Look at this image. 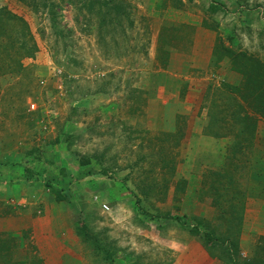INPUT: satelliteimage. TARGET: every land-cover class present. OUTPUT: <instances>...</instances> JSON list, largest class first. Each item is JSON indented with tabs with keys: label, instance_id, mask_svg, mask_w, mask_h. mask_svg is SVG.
Returning <instances> with one entry per match:
<instances>
[{
	"label": "rangeland",
	"instance_id": "obj_1",
	"mask_svg": "<svg viewBox=\"0 0 264 264\" xmlns=\"http://www.w3.org/2000/svg\"><path fill=\"white\" fill-rule=\"evenodd\" d=\"M102 1L90 13L86 0H0V152L28 150L25 166L13 163L24 168L26 187L4 195L6 208L54 222L51 237L62 245L50 246L71 251L63 264H176L189 240L202 246L189 233L193 211L206 219L201 234L212 228L216 238L238 239L236 264H264V243L250 252L239 247L232 178L208 171L214 160L202 158L201 201L185 206V148L168 130L177 90L180 98L202 99L214 122L237 107L234 117L264 119L253 111L264 98L252 101L258 88L264 96V0ZM211 43L213 64L196 68ZM237 68L253 86L244 88ZM227 71L242 78L234 90L224 86ZM184 72L189 79L176 86ZM51 188L70 197L58 201ZM77 226L104 250L79 237ZM27 250L39 260L35 247ZM191 256L185 264L202 257Z\"/></svg>",
	"mask_w": 264,
	"mask_h": 264
},
{
	"label": "crops",
	"instance_id": "obj_2",
	"mask_svg": "<svg viewBox=\"0 0 264 264\" xmlns=\"http://www.w3.org/2000/svg\"><path fill=\"white\" fill-rule=\"evenodd\" d=\"M211 47L212 43L211 46L204 47L202 65H197L196 68L206 71L210 69L213 64ZM185 62L184 65L188 70L189 64ZM210 73L212 72L210 71ZM212 74H209L206 79L211 76V79H215ZM184 75H186L185 72L182 77H176L178 78L176 80L172 79L176 86L180 85L183 78L189 79V76L184 77ZM225 79L229 85L225 84L224 86L231 88H235L242 81L238 73L231 71L225 72ZM221 81L224 80L221 79ZM177 91L175 102L178 104L169 106L173 114L169 120L168 130L179 134L178 138H181L179 144L185 148V154H182L185 166L184 181H182L183 185H186L185 206L194 209L201 201V196L198 193L199 190L202 192L203 178L207 175L206 165L202 158L214 160L215 165H209L207 170L212 173L216 171L214 174L218 177L232 178L228 179V183L233 189L229 202L240 210L237 215L241 223L239 247L242 251L250 252L252 248L254 250L259 244L264 243V119L255 120L250 115L245 119L244 115L241 116V119L236 115L234 117V114L240 110L236 106L237 108H234L236 110L225 111L222 119L214 122L215 117L212 116L209 107L202 109V99L199 102H194L189 96H186L187 93L180 98V92ZM174 108H176L175 111H173ZM204 111L206 114H203ZM245 114H250V112L246 111ZM236 117L239 120H236ZM213 125H216L214 132L212 131ZM177 131H181V133ZM22 147L19 150L21 152H0V160L12 162L10 165L7 163L6 166L0 165V256L5 258L0 264H38L40 263L38 261L43 264H61L60 257L61 260L63 258V264L64 258L71 255V251L65 253V249L60 247V255L58 249H54L56 245L50 246L49 240L52 244H61L58 238L51 237V232L55 233L56 231L54 222L43 225L38 218L33 219L29 214L20 215L19 211H11V208H6L8 201L3 199L4 195L19 194L22 192V188L26 187L25 170L20 166H25L28 150L26 144H22ZM199 158L203 166L199 165ZM22 160H24L23 163ZM17 161L21 165L13 164ZM27 172L28 175H31L29 171ZM23 174L24 176L21 177ZM16 177L20 180H16ZM205 202L206 200L202 201V204ZM202 204H199L200 209ZM193 215L196 216L193 217L192 226H199L200 222L206 221L204 217L200 218L202 215L195 214L194 211ZM183 224L186 225L185 222ZM28 246L38 250L39 260H34V256L32 257L28 253ZM184 250L188 251L186 255L189 258H192L191 254L202 256L200 262L193 260L191 264H221L220 261L212 259L202 246L194 245L191 240L187 242V246H183L182 252ZM186 255L184 254L183 259H180V255L176 264H185Z\"/></svg>",
	"mask_w": 264,
	"mask_h": 264
},
{
	"label": "trees",
	"instance_id": "obj_3",
	"mask_svg": "<svg viewBox=\"0 0 264 264\" xmlns=\"http://www.w3.org/2000/svg\"><path fill=\"white\" fill-rule=\"evenodd\" d=\"M19 1L21 3H24V4L27 3L29 5L34 3V0H19ZM86 1L88 2L87 8L90 11V13L93 12V10L97 4H99L100 6H103V4H101V3H104L103 1L99 2V0H86ZM105 6H106V4H105ZM113 9H114L113 12H115V13H120V14L124 13V11L119 7H114ZM211 11L215 12V10L213 8H211ZM99 15L102 17L101 18V24H104L105 23L104 22L105 15H103L101 12H99ZM238 67L240 68L239 65H238ZM237 71L243 75V78L245 81V83H243V86H244V88H246L248 86V83L250 82V78L248 77L247 73L246 74L243 73L242 69L237 68ZM250 83L252 84V86L254 85L252 82H250ZM227 88L234 90V88H231V87H227ZM261 90H262V88H258V91L256 93H253L254 96H252V101L259 100V99H261V97L264 98V96L261 93ZM254 92H255V90H254ZM245 99H246V97H245ZM253 106H255V108H256L255 110L253 109L254 112L257 111V113H264V107L259 105L257 102ZM253 106H251V107H253ZM83 165H85V163ZM51 186H54V184ZM51 192L55 195V199L58 201H62L63 199L70 197V192L66 188H63L59 191L51 188ZM188 229H189V233L192 236L198 237L200 239L203 248H205V250L208 252V254L211 258L218 259L220 261L224 260L225 264H236L234 262V260L232 259L233 258L232 256H233V254H236V252L238 251V241H237L238 239L234 238L231 234H228L226 236H221L222 238H220V237L216 238L215 231L212 230V228H210V229L208 228L206 231L203 232V234H201V232L197 226H192L191 228H188ZM234 231L236 233V236H238V234L240 233V226L239 227L236 226V229ZM76 233L85 242L92 243L93 246L95 247V249H99V251L104 250V248L101 245V242L99 240L97 241L95 237H92L91 232H88V231L84 230V228L77 226L76 227ZM216 250H219L220 253L222 252V254L219 257L215 256L214 251H216ZM104 253H106V257H108V258L110 257L109 253H107L105 251H104ZM215 257H217V258H215Z\"/></svg>",
	"mask_w": 264,
	"mask_h": 264
},
{
	"label": "built area",
	"instance_id": "obj_4",
	"mask_svg": "<svg viewBox=\"0 0 264 264\" xmlns=\"http://www.w3.org/2000/svg\"><path fill=\"white\" fill-rule=\"evenodd\" d=\"M33 108H34V107H33V106H31V109H33ZM18 205H19V204H18ZM104 209H105V210H107V208H106V207H105Z\"/></svg>",
	"mask_w": 264,
	"mask_h": 264
}]
</instances>
